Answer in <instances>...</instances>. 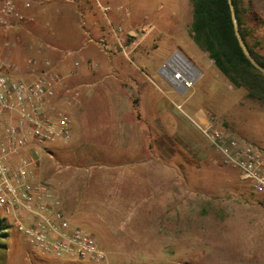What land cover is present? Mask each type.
I'll return each mask as SVG.
<instances>
[{"label":"rangeland","instance_id":"obj_1","mask_svg":"<svg viewBox=\"0 0 264 264\" xmlns=\"http://www.w3.org/2000/svg\"><path fill=\"white\" fill-rule=\"evenodd\" d=\"M252 11L245 18L251 29L249 41L264 55V0H253ZM25 12L36 13L35 21L0 34V64L6 60L18 66L17 72L6 70L16 78L27 79L30 59L38 64L52 59L38 50L46 41L37 33L46 34L52 45L65 43L64 47L74 52L68 54L74 60V55L79 54L76 50L82 46H105L117 36L124 39V44L137 42L139 49L142 34L154 25L163 33L158 38V49L150 47L153 37L142 47L149 49L157 61L168 53L171 37L180 34L179 30L190 28L193 5L191 0H85L82 4L77 0H38ZM130 25L139 32L132 39L126 31ZM102 34L107 40L102 39ZM29 45L31 48H27ZM191 46L207 65L208 55L192 40ZM128 55L119 56L136 70L139 64L135 55L130 52ZM194 89L195 97H199L195 104H206L214 122L211 126L264 152L263 101L248 97L245 87L234 86L214 64L209 65ZM160 96L165 100V117L160 122L164 119L165 125L161 123L162 130L143 153L144 162H133L132 156L124 157L121 152L126 148L116 146L112 148L115 149L112 162H103L108 157L104 155L97 164L126 172L127 182L142 185L138 191L124 190L125 197L129 193V209L112 212L109 222L92 212L87 217L68 218L75 226L96 236L107 259L95 262L44 254L17 228L10 226L0 231V264H264V206L252 182L238 169L223 163L222 154L189 117L191 112L186 105L183 111L173 103L171 93ZM102 115L96 119L97 124L105 121L106 114ZM77 127L75 118L68 143L47 144L42 152V165L36 171L37 180L51 185L58 195L77 184L70 169L76 165L72 151L78 146ZM101 148L110 149L106 145ZM61 154L67 156L68 164L60 161ZM58 164L62 169H58ZM47 166L50 169L46 176ZM136 170L150 177L136 179L131 175ZM83 173L89 175L88 171ZM101 215L106 212L101 211Z\"/></svg>","mask_w":264,"mask_h":264},{"label":"crops","instance_id":"obj_2","mask_svg":"<svg viewBox=\"0 0 264 264\" xmlns=\"http://www.w3.org/2000/svg\"><path fill=\"white\" fill-rule=\"evenodd\" d=\"M84 1L77 0L79 4ZM29 15L35 21L37 14ZM150 26L142 34L139 49L137 45L133 46L132 43L125 42L126 50L128 49L135 55L137 64H139L135 66L136 70L127 66L126 61L120 58L119 55L126 54L121 45L116 44V38L115 40L110 39V43L105 46L84 45L76 50L79 54L76 52V56L74 55V60H72L68 54L70 52L74 54V52L69 47H64L65 43L58 42L52 45L47 41L46 34L37 33L44 42L46 41V45L43 44L38 50H42L45 56L51 57L52 69L65 75L68 85L79 91L78 100L71 106L72 129L75 118L78 123V146L72 151V155H75L76 165H72L73 168L70 166V169H73L71 177L76 180L77 184L75 183L74 188L70 190L64 191L63 189L62 195L56 193L61 199L62 208L68 218L79 219L83 216L87 217L92 212L102 218L106 217L109 222V218L113 215L112 212L116 214L124 208L129 209V193H126L125 197L124 190L138 191L142 185L138 182H127L129 174L126 172H118L110 166L102 167L100 165L99 167L97 164L101 163L99 158L104 155L108 157L103 162H112V155L115 154V149L112 150V148L116 146L126 148L121 152L124 157L132 156L133 162H144L143 153L150 149L151 139L162 130L161 123L165 125L164 119L160 122V118L165 117V104H163L165 100L160 96L163 93H171L170 98L173 99L176 106L182 105L181 110L186 105L187 110L191 112L189 117L196 125L197 123L202 126L214 125L209 117L206 104L204 102L195 104V100L199 98L195 97V87L190 94L185 96L188 92L185 93L178 89L161 74V67L177 52H180L200 72L197 84L206 75V69L209 65H213L214 61L208 57L206 65L202 56L195 48H192L191 40L193 41V39L190 28L179 30L181 33L178 31L180 34L175 37L170 35L173 39L168 53L155 61L149 53L150 50L143 49L142 45L150 37H153L150 47L158 49V38L163 33L161 30L158 32L154 25ZM126 31L130 39L139 35L134 25H130ZM155 34L159 36L157 37ZM102 36L103 40H107L103 34ZM27 48H31V46ZM76 62H79V65H76ZM38 66L43 69L42 63ZM28 70V77H33L29 67ZM100 114H103L102 117L106 114V119L102 124H97L96 119ZM221 122H224V119ZM105 145L110 149L101 148ZM58 157L62 163L68 164L65 154ZM42 160L43 157H41L36 171L42 165ZM45 168L44 175L47 176L50 166ZM58 169H62L59 164ZM85 171H88L89 175L84 176L83 172ZM131 175L142 180L150 177L148 173L144 175L138 170L131 172ZM119 194H121L120 200L118 199ZM101 211L106 212V215H101ZM70 222L72 223V221ZM72 225L74 224L72 223ZM93 226L97 228L94 223Z\"/></svg>","mask_w":264,"mask_h":264},{"label":"built area","instance_id":"obj_3","mask_svg":"<svg viewBox=\"0 0 264 264\" xmlns=\"http://www.w3.org/2000/svg\"><path fill=\"white\" fill-rule=\"evenodd\" d=\"M37 1L0 0V34L32 22L34 18L25 11ZM116 40L129 56L124 39L117 36ZM28 62L33 77L27 79L16 78L6 70L17 72V66L6 60L0 64V217L44 254L102 262L107 253L97 238L72 225L52 187L36 179L47 144L67 143L72 138L71 106L78 100L79 91L68 85L65 75L52 69L50 60L42 63L43 69L35 59ZM192 64L177 52L161 67V74L186 93L199 78L200 72ZM177 106L182 109V105ZM197 125L222 154L223 163L252 182L264 206V152L211 125Z\"/></svg>","mask_w":264,"mask_h":264},{"label":"trees","instance_id":"obj_4","mask_svg":"<svg viewBox=\"0 0 264 264\" xmlns=\"http://www.w3.org/2000/svg\"><path fill=\"white\" fill-rule=\"evenodd\" d=\"M232 1L241 34L252 55L264 66V55L259 54L249 41L251 29L245 19L248 12H253V0ZM191 2L193 18L190 34L195 44L214 61L216 67L234 86L245 87L248 90V97L264 102V73L251 63L239 44L229 0H191ZM8 227H10L9 222L0 217V231Z\"/></svg>","mask_w":264,"mask_h":264},{"label":"water","instance_id":"obj_5","mask_svg":"<svg viewBox=\"0 0 264 264\" xmlns=\"http://www.w3.org/2000/svg\"><path fill=\"white\" fill-rule=\"evenodd\" d=\"M229 5H230V8H231V14H232V19H233V23H234L235 33H236L237 39L239 41V44H240L241 48L243 49V52L245 53V55L247 56V58L251 61V63L258 70H260L261 72L264 73V66L262 64H260L257 61V59L252 55V53L249 50L248 45H247L244 37L241 34L240 27H239V22H238V18L236 16L235 7H234V4H233V1L232 0H229Z\"/></svg>","mask_w":264,"mask_h":264},{"label":"bare ground","instance_id":"obj_6","mask_svg":"<svg viewBox=\"0 0 264 264\" xmlns=\"http://www.w3.org/2000/svg\"><path fill=\"white\" fill-rule=\"evenodd\" d=\"M178 59H172V62H175V61H177ZM184 62H185V60H184ZM187 65V64H186Z\"/></svg>","mask_w":264,"mask_h":264}]
</instances>
